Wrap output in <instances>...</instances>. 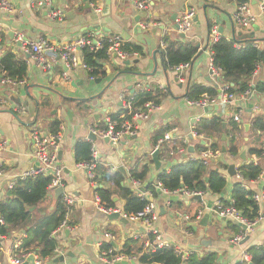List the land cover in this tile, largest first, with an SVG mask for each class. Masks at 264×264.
I'll use <instances>...</instances> for the list:
<instances>
[{
  "label": "crops",
  "instance_id": "crops-1",
  "mask_svg": "<svg viewBox=\"0 0 264 264\" xmlns=\"http://www.w3.org/2000/svg\"><path fill=\"white\" fill-rule=\"evenodd\" d=\"M9 1L10 9H0V57L7 51L15 53L26 60L27 71L25 78L19 83H0V143L4 146L0 150V169L3 171L0 175V200L6 198L10 192L8 183L16 175L37 164L33 155L30 129L38 126L44 130L45 124L59 120L60 132L57 140L61 155L58 157L57 151V163L63 172L61 197L63 202L64 195L74 200L69 205L64 202L67 205V221L72 224H69L71 227L68 229L69 235L66 236L63 231L59 237L62 238L65 249L64 261L56 263L53 257L44 262L41 260L40 264H105L98 257L101 251L113 249L122 253L128 239L137 240L140 252L148 253L149 251L142 247V241L135 237L144 233L145 225L142 220L126 218L127 222L124 223L119 219L111 220L108 215L97 210L93 202L95 189L98 186L106 187L108 184L96 182L95 185H91L88 182L85 171L76 168L74 145L79 140L91 142L104 168L113 171L122 166L128 175L131 165L151 159V153L156 149L155 136L160 130H164L163 134L171 131L173 136L172 141L165 143L170 146L176 143L183 150L161 162L162 170L169 171L173 164L197 158L200 150L196 144L204 140L203 145H207V139L191 136V126L196 125L202 117L210 118L214 115L224 119L223 122L226 124L232 116L233 107L219 106L217 110L205 112L201 108L187 105L184 94L193 83L215 87L218 90L222 82L220 78L212 77L209 71L210 26L216 25L217 29L220 28V35L227 39L238 35L240 29L234 24L232 13L239 0H150L146 11L136 8L132 0H53V8L61 11L60 18H51L49 16L51 7L38 5V0ZM247 1L256 15L255 23L259 26V30L254 32L255 36L263 37L264 12L259 10L261 0ZM95 7H99L100 11H95ZM189 7L195 9L191 27L187 32L179 33L175 28V19ZM215 11L219 15L220 23L214 19ZM205 14L210 18L208 25ZM91 32L95 36L119 34L123 42L140 45L144 56L120 59L109 53L106 59L98 61L104 73L94 80L101 78V81L90 84L88 69L77 65L72 70H67L57 53L48 52L43 53L44 66H41L22 48L21 42L16 38L17 33H22L30 41L43 40L49 44L59 45L80 36H87ZM164 38L169 40L180 38L181 41L197 47V53L184 73L186 81L183 84L176 82L173 71L165 69L163 65L162 52L168 45ZM260 46L264 47V39L260 40ZM80 54L81 51L78 52L79 56ZM135 59L137 62H132ZM124 60L131 61L124 64ZM65 71L67 79L62 77ZM255 79L264 81V68L258 70ZM154 85L163 92L168 90V93L146 120H135L134 134L124 135L118 144L113 146L106 138L89 132L90 126L101 128L106 124L107 118L111 119V115L120 112L124 106L121 95L125 98L133 97L136 92ZM104 86L108 87L102 92ZM141 87L143 88L140 89ZM250 91L248 98L241 103L244 114L241 119L242 125L237 124L239 128L246 123L250 126L251 117L259 113L264 114V93H258L253 89ZM122 117L123 115L120 116ZM243 130L242 133L235 132V136L248 141L245 134L248 129ZM89 136H95V139L91 140ZM245 159L254 161L255 164L260 163L264 168V154L261 158H256L247 157L245 152ZM215 160L227 166L235 164L236 169L243 163L239 155L231 157L221 150ZM153 173L151 161L150 180ZM223 173L226 177L223 192L220 194L206 192L200 199L186 194H174L177 199L170 202L169 197L172 194H165L159 188H156V195L151 197L152 194L146 189L141 190L143 184L139 191L131 186L139 197H144L139 192L150 195L157 211L153 227L159 230L162 239L188 253L187 264L191 255L202 256L209 252L217 254L216 264H236L245 261L242 257L243 253H247L248 247L264 244V216L247 231L248 238L244 243L235 244L231 241L238 232L231 229V224L235 223L211 212L222 198L230 199L232 186L237 180L235 175L227 174V169H224ZM127 182L129 181L126 180L125 183ZM263 188L264 169L260 177L247 183V189L253 192H261ZM54 189H48L47 196L40 204L47 212L54 209L56 200ZM113 201L115 207L123 211L124 199L115 196ZM160 207L164 209L161 215ZM33 209L34 207L30 210ZM198 210H202V215L196 221L195 214ZM204 214H208L207 223L214 225L213 237L205 234V227L199 225ZM196 225L197 231L193 229ZM23 232L22 229L14 231L7 237H1L0 264H12L10 262L12 246L15 243L20 244ZM107 233L110 234L109 237L106 236ZM202 240L205 245L201 244ZM68 251L73 252L75 261L66 256ZM139 255L140 253L130 255L135 259L126 261L129 264L131 261L140 264ZM25 262L37 264L33 256H28Z\"/></svg>",
  "mask_w": 264,
  "mask_h": 264
},
{
  "label": "trees",
  "instance_id": "trees-1",
  "mask_svg": "<svg viewBox=\"0 0 264 264\" xmlns=\"http://www.w3.org/2000/svg\"><path fill=\"white\" fill-rule=\"evenodd\" d=\"M241 1L246 0H239L238 2ZM239 29L238 35H235L232 39L220 36L217 41L209 40L211 64L220 71V82L229 85L228 93L239 96L251 89L258 93H264V81L255 79L256 75H253L258 67L264 68V47L260 46V40L264 39V36H255L256 31L255 33L252 32V27ZM164 40L168 42L167 47L162 52L163 65L167 70H171L182 63H190L197 53V47L194 44L183 42L180 38L177 40L164 38ZM107 47L108 42L104 39L102 47L97 50L91 51L88 47L81 49V60L89 68V77L97 78L103 75L104 70L101 69L98 61L106 59L110 55ZM120 49L127 53L128 57L144 56L143 48L131 42H122ZM26 71V60L18 57L15 53L7 51L0 57V77L19 83L25 78ZM252 79L253 84H251ZM167 93L168 90L163 92L155 85L147 86L144 90L136 92L131 100L125 99L126 102H130L131 109L122 107L118 114L111 115V120L117 125L124 121L130 122L134 112L142 111L144 105L149 102L158 105ZM204 94L214 97L217 96L218 91L215 87L193 83L187 88L184 96L188 99H198ZM121 115H123L122 118H120ZM223 120L214 115L210 118L202 117L196 123L195 132L207 139V145L196 144L200 151L207 148L220 151L224 146L226 154L231 157H237L243 149L247 157L261 158L263 156V113L250 118V126L245 133L248 141L235 136V132L242 133L244 131L243 127H237V123L232 118H229L225 126L222 127ZM43 129L45 133L57 136L60 132V121L52 120L45 124ZM163 132L164 130H160L159 134L155 136V147L157 138L161 137ZM222 135L225 136V140H222ZM175 145L176 143L171 146L165 143L158 147V157L161 162L169 158L168 151L175 148ZM91 146L92 143L86 140H79L75 143L73 154L76 163L91 161ZM213 164L214 166H211ZM227 168L226 164L223 165L215 159L211 161V164L205 165L200 159L194 158L173 164L169 171L161 169L150 180L151 159L144 163L137 162L131 165L128 169V175L123 174L118 169L109 171L99 161L95 168L94 179L97 183L108 184V186L97 187L95 191L104 207H115L113 198L120 196L124 199L123 213L135 214L142 210L148 199L139 197L134 193L131 188L132 181L146 184L145 189L152 194L151 197L156 195L154 187L156 182H160L162 188L169 191L185 188L188 191L220 194L226 185L223 170ZM263 169L260 163L256 162L255 164L253 161L245 159L237 167V173L241 180H236L232 186L229 200L250 221L260 215V206L252 199L253 191L246 189L244 184L260 177ZM127 179H129L128 184L125 183ZM50 180V176L41 174L17 180L14 187L10 189V194L0 200V219L3 221V224H0V251L1 237H7L14 231L23 229L24 236L20 239L17 248L12 251L13 255L20 256L33 253L43 262L46 259L53 258L54 248L58 244V238L53 232L63 221L67 205L59 196L54 202L55 205L52 211L47 212L40 207L41 202L48 194ZM221 201L224 204L230 203L223 198ZM31 207H34V209L30 210ZM69 224L72 223L69 221ZM231 229L237 232L240 227L237 224H231ZM140 251L137 240L128 239L121 252L128 256L140 253L138 256L140 264H179V258L171 247L160 248L148 253H141ZM246 251L250 256V262L264 264V244L252 245ZM216 258L217 254L213 252L202 256L193 254L189 257L188 264H216ZM236 264H248V262L242 261Z\"/></svg>",
  "mask_w": 264,
  "mask_h": 264
},
{
  "label": "built area",
  "instance_id": "built-area-1",
  "mask_svg": "<svg viewBox=\"0 0 264 264\" xmlns=\"http://www.w3.org/2000/svg\"><path fill=\"white\" fill-rule=\"evenodd\" d=\"M133 4L139 10H148L150 0H132ZM38 5H48L51 7L49 12V16L51 18H60L61 11L58 8H53V0H38ZM11 4L9 0H0V9H10ZM95 11L99 12L100 8L95 7ZM259 10L264 12V0H261L259 3ZM195 16V9L193 7H189L184 10L180 16L175 19V23L177 24L176 31L179 33L187 32L190 27L192 20ZM232 20L234 24L241 29H247L252 26L253 23L256 22V15L252 12L248 1L237 2L235 9L232 13ZM146 26V24H145ZM219 30L216 25L210 27V39L211 41H217L220 38ZM16 38L21 42L22 48L25 49L29 53V55L40 65L44 66L43 53H57L59 57L65 64L67 70L73 69L77 66V62L80 58L78 52L81 51L82 48L88 47L89 50L94 51L102 47L103 40L105 39L108 42L107 51L109 53L115 54V56L120 59H125L128 57L127 53L120 49V44L123 42L121 36L119 34H112L106 36H95L93 32L89 33L87 36H80L74 40L66 42L64 44L53 45L49 44L46 41L35 42L28 40L22 33H17ZM83 68L89 69L82 61L80 64ZM190 63H182L171 70L174 73V79L178 83H185V75L184 73L189 68ZM260 67H258L253 75H256ZM209 71L212 77L219 79L220 71L215 68L211 64V59L209 62ZM62 77L67 79V71L63 72ZM89 80H94L92 76L89 77ZM0 83H14L6 78L0 77ZM15 84V83H14ZM141 87L140 89H142ZM229 85L226 83H221L218 86V94L217 96H210L207 94L202 95L198 99H188L185 98V102L187 105L196 107V108H205L207 106L217 105L218 107H233L232 120L235 121L239 126L242 125V116L244 114V109L241 105L243 100H246L249 96L250 90L245 91L243 94L237 96L232 93H228ZM124 95H121V100L123 103V107L126 109H131L130 102L125 101ZM129 100L132 97L128 98ZM156 108V105L152 103H146L144 105V109L142 111H137L132 114V121H124L120 125H117L110 118L106 119V124L103 127L90 126L89 132L95 136L100 138H106L113 146H116L118 142L124 135H132L135 133L136 123L135 120H146L149 117V114L152 110ZM195 124L191 126V136L203 138L202 135H198L195 132ZM30 137L33 141V155L37 160L36 168H29L28 170L18 174L8 183V188L11 189L14 187V184L17 180H22L27 177H32L36 175H46L50 176L51 180L48 184V189H54L56 187L62 186V167L57 163V151H58V140L57 136H53L45 133L40 127H32L30 129ZM173 140V136L171 131L165 132L158 140L155 148H158L160 145L165 142H170ZM4 146L0 143V150ZM183 150L182 147L175 145V148H171L168 151V156H174L176 152H181ZM219 154V150H211L210 148L204 149L200 151L197 155V159H200L203 164L209 165L212 160H214ZM99 162V155L96 151L95 147L91 146V161L84 163H76V168L83 169L87 176V180L91 185H95V168ZM254 162V161H253ZM255 163V162H254ZM2 169H0V175L2 174ZM235 177L237 180H241L239 174L237 173ZM131 186L133 189L138 190L142 186V183L139 181H132ZM155 189L159 188L165 194H186L187 196H200L202 198L203 193L199 191H188L185 188H180L178 190L169 191L162 188L160 182H156L154 184ZM244 187L247 189V183L244 184ZM148 202L142 208L141 211L135 214H125L122 210L116 207H104L101 202L99 196L96 194L93 202L100 212L105 215H110L112 213H119L121 217L130 219V220H142L145 225L144 233L140 236H135L136 238L142 241V247L144 250L149 252L155 251L160 248L172 247L174 248V252L180 258L181 264H187L186 260L188 257V253L181 249L180 247H174L171 242H168L161 238L159 230L153 227V222L157 219V211L155 208V204L152 200H150V195H146L145 193H140ZM252 199L260 206L259 216L255 218L253 221H250L245 216L241 214V212L232 204L231 200H228L229 204H224L222 201H218L214 208L211 209L215 215L219 217L228 218L231 222L237 224L240 227V230L235 234L232 238V242L237 244L241 242L247 235V231L251 229V227L255 224V222L261 219L264 216V191L253 192ZM64 202L69 205L74 201L68 195L63 196ZM202 215V210H198L195 214V220H199ZM68 213L65 214L63 221L57 226L53 234L59 239V244L54 248L53 257L56 258L59 255H65L64 246L62 243V238H59L65 229H71L69 223L67 221ZM0 224H3L2 219H0ZM241 226H246V230L243 231ZM107 237L110 236L109 233L106 234ZM62 243V244H61ZM18 243H15L11 249V257L10 262L12 264H22L27 260L28 256H33L34 262L40 264L42 261L37 255H32L31 253L22 254L20 256H15L12 254V251L17 248ZM99 260L103 263L113 264L115 262H119L122 260H133L134 256H128L122 253L115 252L113 249H105L101 251L99 254ZM245 261L250 260L249 254L246 252L243 253L242 257Z\"/></svg>",
  "mask_w": 264,
  "mask_h": 264
},
{
  "label": "water",
  "instance_id": "water-1",
  "mask_svg": "<svg viewBox=\"0 0 264 264\" xmlns=\"http://www.w3.org/2000/svg\"><path fill=\"white\" fill-rule=\"evenodd\" d=\"M213 15H214V19H215L217 22L220 23L221 21L219 20V15L217 14L216 11L213 13ZM205 20H206V23H207V25H208V24H209V20H210V18H209V16H208L207 14H205ZM177 27H178V26H177V24L175 23V28H177ZM251 27H252V32H255V31H258V30H259V26H258V24H256V23H253ZM218 30H219V32H221V31H220V28H219ZM28 57H29V56H28ZM130 61H131V60H124L123 63H124V64H129ZM132 62H137V60H136V59H135V60H132ZM77 63H78L77 65H80V64H81V60L79 59ZM41 66H42V65H41ZM119 73H120V72H119ZM208 80H209V79H208ZM100 81H101V78H98V79H95V80H90V84H94V83L97 84V83H99ZM107 87H108V86H104V88L102 89V92H103ZM217 109H218V106H217V105L207 106V107L203 108V110H204L205 112L212 111V110H217ZM224 126H225V122L222 123V127H224ZM248 127H249V124H248V123H246V124L243 125V128L245 129V131L248 129ZM89 138H90L91 140H94V139H95V136H89ZM106 140H107V139H106ZM222 140H225V136H224V135H222ZM204 143H205V141L202 140V141H201V144H204ZM221 151H222V152H225V147H224V146H222ZM158 153H159V151H158L157 148L151 153V161L153 162V170H154V173L151 175L152 178L155 177V173H156L157 171H159V170L161 169V167H162L161 161L159 160V157H158ZM60 155H61V152L58 151V157H60ZM239 156H240V158L244 161V160H245V151H241L240 154H239ZM33 168H36V164H34ZM117 169H118L119 171H121L123 174L126 175L125 169H124L122 166L118 167ZM227 174H228L229 176H234V175L236 174V166H235V164H230V165L228 166V168H227ZM127 181H129V179H127ZM145 186H146V184H144V186L141 188L142 191L145 190ZM98 187L100 188L101 186H98ZM7 194L9 195L10 192H8ZM62 194H63V188H62V187H57V188L54 189V195H55L56 198H58V197L61 196ZM194 197L197 198V199H200V196H194ZM176 199H177V196H176V195H172V196L169 197V201H170V202H173V201H175ZM150 200H151V198H150ZM30 209H32V207H31ZM159 210H160V215L164 213V209H163V207H160ZM108 218L111 219V220H112V219H119L121 222H124V223L127 222V219L124 218V217H121V216L119 215V213H117V212L108 215ZM207 218H208V214H204V215L202 216L201 221L199 222V225H201V226H206V225H207ZM241 228H242L243 231L246 230V226H241ZM193 229H194V230H197V226H193ZM64 234H65L66 236H68V235H69V230H68V229H65V230H64ZM247 238H248V237L246 236V237L241 241V243H244V242L247 240ZM201 244L205 245L206 243H204L203 240H202V243H201ZM66 256H69V257L71 258L72 261H75V256H74V254H73L72 251H68V252L66 253ZM53 261L56 262V263H58V262H63V261H64V255H61V256H58V257L54 258ZM22 264H27V262H23ZM105 264H107V263H105ZM113 264H129V262L126 261V260H122V261H119V262H115V263H113ZM131 264H135V263H134L133 261H131ZM248 264H253V263L249 261Z\"/></svg>",
  "mask_w": 264,
  "mask_h": 264
},
{
  "label": "rangeland",
  "instance_id": "rangeland-1",
  "mask_svg": "<svg viewBox=\"0 0 264 264\" xmlns=\"http://www.w3.org/2000/svg\"><path fill=\"white\" fill-rule=\"evenodd\" d=\"M172 211H174V209H172ZM194 212V211H193ZM208 224V223H207ZM197 226V225H196ZM205 227V234H207V235H209V236H211V237H213L214 236V225H212V224H208V225H206V226H204ZM195 231H197V230H195ZM58 244H59V239H58Z\"/></svg>",
  "mask_w": 264,
  "mask_h": 264
},
{
  "label": "bare ground",
  "instance_id": "bare-ground-1",
  "mask_svg": "<svg viewBox=\"0 0 264 264\" xmlns=\"http://www.w3.org/2000/svg\"><path fill=\"white\" fill-rule=\"evenodd\" d=\"M128 120V119H127Z\"/></svg>",
  "mask_w": 264,
  "mask_h": 264
}]
</instances>
